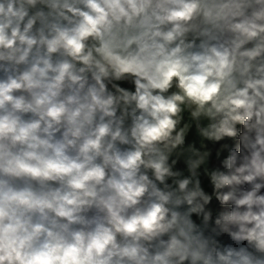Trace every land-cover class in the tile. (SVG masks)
<instances>
[{
	"label": "clouds",
	"instance_id": "obj_1",
	"mask_svg": "<svg viewBox=\"0 0 264 264\" xmlns=\"http://www.w3.org/2000/svg\"><path fill=\"white\" fill-rule=\"evenodd\" d=\"M0 264H264V0H0Z\"/></svg>",
	"mask_w": 264,
	"mask_h": 264
}]
</instances>
